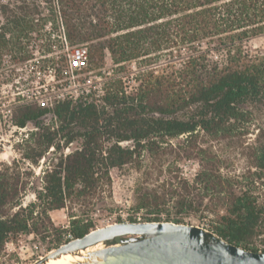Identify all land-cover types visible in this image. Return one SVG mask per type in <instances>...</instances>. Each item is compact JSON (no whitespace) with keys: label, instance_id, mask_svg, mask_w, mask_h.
<instances>
[{"label":"trees","instance_id":"trees-1","mask_svg":"<svg viewBox=\"0 0 264 264\" xmlns=\"http://www.w3.org/2000/svg\"><path fill=\"white\" fill-rule=\"evenodd\" d=\"M15 1L0 6V69L6 56L13 64L34 59L30 43L35 41L42 43V53L83 45L87 60L84 68L72 73L73 80L66 74L67 53L57 61L47 60L46 67L59 81L58 95L49 94L44 104L32 100L12 110L14 126L35 128L25 160L37 165L50 149L59 156L43 170L39 190H34L36 202L27 206L21 203L27 184L19 173L10 166L0 170V252L9 239L34 232L30 221L35 217L42 219L43 238L59 241L48 213L64 209L71 200L94 196L109 183L110 169L140 163L143 152L159 157L169 140L191 138L197 128L216 135L229 121L244 119L245 104H264V55L251 58L242 51L246 39L264 36V0ZM166 53L181 62L180 68L153 76L144 75V67L137 87L128 92L118 75L99 72L107 54L117 65ZM217 53H224L223 64L211 58ZM96 70L94 76L102 79L100 94L85 89L87 79L78 78ZM71 84L76 90L65 94ZM191 107L199 112L176 116ZM46 116L50 122H40ZM122 142L132 145L123 147ZM72 145L76 146L64 154L63 149ZM253 159L255 168L264 171V135ZM198 165L191 183L174 178V190L159 196L141 194L137 209L160 213L171 203L180 213L199 209L211 196L227 213L213 233L256 252L246 247L259 226L254 201L223 178L215 156L204 154ZM70 226L74 239L92 227L77 220Z\"/></svg>","mask_w":264,"mask_h":264},{"label":"rangeland","instance_id":"rangeland-1","mask_svg":"<svg viewBox=\"0 0 264 264\" xmlns=\"http://www.w3.org/2000/svg\"><path fill=\"white\" fill-rule=\"evenodd\" d=\"M14 2L16 1L0 0V6L9 4L11 6ZM1 22L0 15V24ZM46 30L50 31V24H47ZM41 44L38 41L30 43L34 59L13 64L9 61V56H6L0 69V170L4 166H10L14 173H19L21 181L27 184L26 192L21 198L23 206L36 202L34 190H39L42 172L48 164L56 161L59 153L52 154L54 151L50 149L48 152L50 154L46 153V158H41L37 165L25 160L23 155L33 146L31 133L35 128L32 125L24 128L14 126L12 110L16 105L32 100L46 103L49 94H56L58 91L55 86L60 87L59 81H55L54 71L51 67H46L47 64L50 65L46 61H57L63 53L71 51V48L66 49L64 46L63 49L53 47L51 53H42ZM78 47L85 46L78 45L72 49ZM202 47L205 48L204 45ZM242 51L251 58L264 55V36L246 39ZM172 55L175 56L176 53ZM211 58L223 64L224 53L213 54ZM180 64L181 62L173 61L166 53L156 57L151 55L150 59L142 57L116 65L107 54L104 68L99 72L108 77L118 75L124 90L128 92L137 87L136 80L141 78L142 68H147L144 75L157 76L179 69ZM96 72L98 70L84 73L78 78L83 82L87 79L84 88L97 90L100 94L102 79L94 76ZM71 85L73 87V84ZM242 109L244 119L229 121L224 131L213 135L197 128L191 138L186 135L172 138L163 146L164 152L161 156L151 158L143 152L140 163L134 162L110 169L109 183L100 186L94 196L71 200L64 209L49 212L51 223L58 230L59 241L51 236L44 239L43 229L39 226L42 219L33 215L35 217L33 223L36 222V225L33 226L30 221V227L34 228V232L9 239L0 252V264L34 263L38 257L57 248L67 232L72 234L70 231L72 220L82 224L90 223L92 225L90 232L114 223L150 222L156 218L173 223L179 220L182 222L180 224L199 226L213 232L227 213L224 205L221 202L215 205L211 196L203 199V205L199 209L182 210L180 213L172 208L171 203L160 213L137 209L141 194L159 196L174 190L173 185H176L174 178L176 181L191 183L199 170L198 159L203 158L204 154L215 156L223 178L230 180L237 192L248 193L254 201L260 216L259 226L246 247L264 252V171L255 168L253 161L258 141L264 135V104L247 103ZM198 112L195 107H191L176 116L184 118ZM40 122L49 123L50 116L44 117ZM120 145L130 147L132 144L122 142ZM74 146L76 145L64 148L63 153L67 154ZM186 154H190L188 159L185 157ZM223 197L224 194L220 198Z\"/></svg>","mask_w":264,"mask_h":264},{"label":"water","instance_id":"water-1","mask_svg":"<svg viewBox=\"0 0 264 264\" xmlns=\"http://www.w3.org/2000/svg\"><path fill=\"white\" fill-rule=\"evenodd\" d=\"M98 250H90L97 245ZM70 255L68 264H264V252L229 243L199 226L168 221L114 223L47 252L32 264Z\"/></svg>","mask_w":264,"mask_h":264},{"label":"built area","instance_id":"built-area-1","mask_svg":"<svg viewBox=\"0 0 264 264\" xmlns=\"http://www.w3.org/2000/svg\"><path fill=\"white\" fill-rule=\"evenodd\" d=\"M65 45H66V43H65ZM66 49H68V48L66 47ZM67 57H68V62H67L66 74L69 75L71 78H74V77H72V73L75 70H80L86 66L87 50L85 47H80V48L78 47V48H73V49L71 48L70 53H67ZM85 89H87V88H85ZM70 90H76V89H74V86L72 87V85H71V89H69V87L64 89L65 94H67ZM59 96L62 97L61 95H59ZM41 104H44V103L42 102ZM73 239H74L73 235L70 234L69 232H67L63 236L60 245L65 244L69 241H72ZM38 258H41V257H38Z\"/></svg>","mask_w":264,"mask_h":264},{"label":"bare ground","instance_id":"bare-ground-1","mask_svg":"<svg viewBox=\"0 0 264 264\" xmlns=\"http://www.w3.org/2000/svg\"><path fill=\"white\" fill-rule=\"evenodd\" d=\"M100 248H102V245L99 244V245L93 247L92 249H88V251H90V250H98ZM73 260L74 259L72 258V256L67 255V256L61 257L59 260H56V261L52 260L48 264H68L69 262H71Z\"/></svg>","mask_w":264,"mask_h":264}]
</instances>
